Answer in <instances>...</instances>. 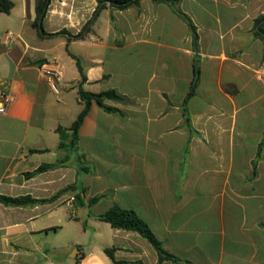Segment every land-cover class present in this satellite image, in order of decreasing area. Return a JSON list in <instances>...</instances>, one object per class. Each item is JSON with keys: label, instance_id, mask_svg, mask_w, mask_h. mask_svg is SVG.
Wrapping results in <instances>:
<instances>
[{"label": "crops", "instance_id": "obj_1", "mask_svg": "<svg viewBox=\"0 0 264 264\" xmlns=\"http://www.w3.org/2000/svg\"><path fill=\"white\" fill-rule=\"evenodd\" d=\"M10 1L0 12V90L11 99L0 114V197L54 198L0 200V264H113L105 248L122 264H264V42L255 26L264 0H179L199 38L200 80L186 104L196 52L167 3L140 0L96 17L98 0H51L41 36L43 0ZM91 19V31L74 38ZM74 57L85 91L116 90L125 100H105L115 111L93 101L71 150L60 148L57 130L84 108ZM46 62L63 70L58 95ZM42 164L58 166L25 176ZM76 204L91 210L82 215L88 240L63 244L71 223L63 206ZM115 205L135 210L181 261H161L133 231L111 227L107 245L97 227L90 235V223Z\"/></svg>", "mask_w": 264, "mask_h": 264}, {"label": "trees", "instance_id": "obj_2", "mask_svg": "<svg viewBox=\"0 0 264 264\" xmlns=\"http://www.w3.org/2000/svg\"><path fill=\"white\" fill-rule=\"evenodd\" d=\"M154 2H163L170 5L175 13L181 17L185 22L188 24L193 38V48L196 52L195 59H194V81L192 83V86L190 88V91L188 93V96L185 100V104L189 101V99L194 95L196 88L199 84L200 80V64H199V57H198V34H197V28L194 25L191 18L182 12L178 8V2L179 0H153ZM51 3V0H43L39 3L37 7V20L34 24V27L37 29V32L39 35L44 36L47 35L42 30V21L43 18L46 15L47 9ZM140 0H98V8L95 13L96 17L99 15V13L107 8L111 7L116 10H125L131 6H139ZM13 8V3L10 0H0V12L2 13H9L11 9ZM113 20V19H112ZM94 21L91 19L83 28L82 32L74 37H84L87 33L91 31L90 26L92 25ZM256 35L261 38L264 42V15L259 17L256 22ZM74 59L77 61V65L79 67L80 73H81V82L79 85V98L81 103L84 105L83 110L78 115L76 121L73 123V125L69 129H62L58 128V133L61 137V143L60 148L61 149H71L76 150L79 142V130L82 126L86 116L89 113V110L93 104V101L97 103L101 108L105 109L106 111H115L114 108L108 107L104 104L105 100H113V101H124L125 98L121 94H119L116 90H108L104 91L98 94L87 92L83 89V84L86 82V77L83 74L82 67L80 66L79 60L74 57ZM69 138V142H66V140ZM79 161L81 163V170L83 171H89V167L85 164L84 158L80 157ZM58 164H42L39 166L34 172L27 173L26 177H33L35 175H38L40 173H43L45 171L54 169L57 167ZM75 186H70L63 190L64 192L72 191L74 190ZM54 198V197H53ZM51 198V200H53ZM0 200L3 204L6 206H29V205H36L40 203H46L51 200H37L33 199L31 197H18V198H10L2 196L0 197ZM98 200V198H94L91 200V203H95ZM97 218L103 222L109 223L111 227L116 229H122L125 231H133L138 233L141 237H143L145 240H147L153 248L157 251L159 255V259L161 261L164 260H172L173 262L177 263L180 260V258L169 254L165 251L162 242L157 238L155 233L152 231L150 226L139 216V214L133 210V209H124L120 206L115 205L110 210L106 211L105 213L97 216ZM115 251L116 248H105L104 252L105 254L111 259L113 264H122L121 261H117L115 259Z\"/></svg>", "mask_w": 264, "mask_h": 264}, {"label": "rangeland", "instance_id": "obj_3", "mask_svg": "<svg viewBox=\"0 0 264 264\" xmlns=\"http://www.w3.org/2000/svg\"><path fill=\"white\" fill-rule=\"evenodd\" d=\"M63 212L68 214V220H71V223L68 225L63 226V244L70 243V241H74L76 239H83L85 237L88 240V235H82L84 227H87L86 220L83 218V213L87 212L90 214L91 210L89 208L84 209L79 207L76 204L72 209H69L66 206H63ZM74 212H77V216L74 215ZM94 224L90 223V227L88 231H90V235L93 234V230L91 226L97 227V231H99V240L101 243L107 245L112 241V232L113 229L111 226L105 222L98 220L97 218L94 219ZM99 226V227H98ZM96 244V242H95ZM76 247L74 246L73 250L68 254L71 256L74 254Z\"/></svg>", "mask_w": 264, "mask_h": 264}, {"label": "built area", "instance_id": "obj_4", "mask_svg": "<svg viewBox=\"0 0 264 264\" xmlns=\"http://www.w3.org/2000/svg\"><path fill=\"white\" fill-rule=\"evenodd\" d=\"M13 34L11 32L7 33L8 37H11ZM41 69L45 76L48 87L55 93H60V86L64 79V73L61 67L56 63H44L41 65ZM263 83H264V61L260 64L257 69ZM11 103L10 97L3 91L0 90V114L7 112L8 107Z\"/></svg>", "mask_w": 264, "mask_h": 264}, {"label": "water", "instance_id": "obj_5", "mask_svg": "<svg viewBox=\"0 0 264 264\" xmlns=\"http://www.w3.org/2000/svg\"><path fill=\"white\" fill-rule=\"evenodd\" d=\"M75 200H76V202H78L79 205H81L79 198H75Z\"/></svg>", "mask_w": 264, "mask_h": 264}]
</instances>
